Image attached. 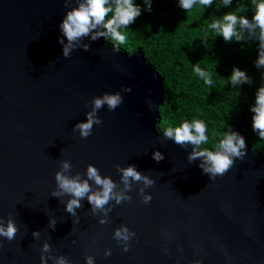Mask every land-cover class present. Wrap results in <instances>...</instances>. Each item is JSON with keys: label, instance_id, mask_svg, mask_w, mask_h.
<instances>
[{"label": "water", "instance_id": "95a60500", "mask_svg": "<svg viewBox=\"0 0 264 264\" xmlns=\"http://www.w3.org/2000/svg\"><path fill=\"white\" fill-rule=\"evenodd\" d=\"M69 10L64 0H0V218L6 224L11 214L18 228L14 240L0 237V264H41L44 242L46 255L66 256L69 264H86L87 256L94 264H264V153L247 137L246 115L233 132L244 137L247 155L210 180L202 159L188 160L194 146L181 148L158 132L163 79L140 49L129 53L109 47L105 36L88 37L81 43L89 51L63 56L59 24ZM116 92L123 103L98 111L102 124L91 136L72 131L87 122L94 97ZM157 151L160 162L152 158ZM61 161L71 163L70 175L83 176L91 164L117 183L115 165H135L155 181L146 189L152 201L142 203L143 185L133 184L131 202L106 206L109 223L92 215L87 198L73 217L65 210L71 197L51 195ZM121 225L136 234L127 252L113 239Z\"/></svg>", "mask_w": 264, "mask_h": 264}, {"label": "clouds", "instance_id": "9594fccd", "mask_svg": "<svg viewBox=\"0 0 264 264\" xmlns=\"http://www.w3.org/2000/svg\"><path fill=\"white\" fill-rule=\"evenodd\" d=\"M225 8L232 4V0H222ZM73 0H64L65 8H70L59 24L62 37H66L67 43L63 38L58 39V43L63 46V56L69 58L76 48H83L85 51L90 50V45L81 43L83 39L90 37L92 41H96L102 36L108 35L114 41L123 43L126 40L125 34L121 29H127L133 24L137 17L141 14V8L134 4V0H75V7H72ZM147 10L151 11V0H145ZM201 5L209 8L213 5V0H179V6L188 11L195 5ZM114 5V7H113ZM253 15L251 20L243 15H237L234 12H228L220 18H213L209 27L218 33L225 42H231L233 39L241 42L245 39V32L249 37H255L259 41L258 59L256 60L257 68H264V0H252ZM111 18L109 17V14ZM102 26L105 31H95ZM258 30V35H257ZM115 52H118L115 51ZM194 72L203 79L204 83L211 86L213 79L211 75L202 69L199 64L193 68ZM233 87L240 84L251 83L250 78L238 68H233L229 77ZM123 92H130V88H122ZM91 111L86 113L87 122H80L75 125L73 132H78L81 139H87L92 135L93 126L102 124V120L98 118V111L105 105L109 111H115L122 103L123 97L120 92L104 93L102 96L94 97L90 102ZM149 110L155 108L151 100L146 101ZM88 106V104L86 105ZM253 114L252 130L258 134L259 138L264 140V86H261L255 93V103L250 108ZM207 128L205 123L199 119H193L191 122L184 121L180 126L167 127L163 131V138L172 140L181 148L187 145L194 146V151L189 155V162L198 158L202 159L199 167L209 179L215 181L217 177H223L230 169L233 168L235 161H242L247 155L246 143L244 137L237 132H226L223 138L216 145L215 150L207 148L201 149V146L208 142L206 134ZM156 162L164 159L159 152H155L152 157ZM117 173L120 174L119 183L115 182L108 176H102L100 170L89 164L86 172L82 176L80 173L70 175L72 165L69 161L60 162V170L55 173L56 190L51 193L52 196L62 198L71 197L66 202L65 210L73 217H76V210L81 208V200L87 198L88 203L92 206V215L102 214L100 220L102 225L109 223V213L112 208L106 207L110 202L115 201L116 205L122 202H131L132 197L128 195L133 191V184H142L137 195L141 197L142 203L150 204L152 196L146 194V189L152 187L155 181L137 171L135 165L121 167L115 165ZM86 176V178H84ZM92 181L96 186L93 188ZM123 185V188H120ZM119 189V190H118ZM190 198V197H189ZM62 202V201H61ZM79 218H76V223ZM55 221H49V227H55ZM18 228L11 214L5 221L0 218V237L6 238L7 241L15 239ZM128 227L121 225L114 231L113 239L123 246V251L129 250V242L135 237ZM34 238L40 239V233L34 232ZM75 243V241H73ZM2 247V245H0ZM51 252V246L48 242H44L41 248V264H47L48 260L52 264H69L66 256L46 255ZM168 249L165 248V254ZM105 257L111 255L110 250H105ZM86 264H94L92 256L85 257ZM195 264H200L196 261Z\"/></svg>", "mask_w": 264, "mask_h": 264}, {"label": "trees", "instance_id": "16d2710c", "mask_svg": "<svg viewBox=\"0 0 264 264\" xmlns=\"http://www.w3.org/2000/svg\"><path fill=\"white\" fill-rule=\"evenodd\" d=\"M134 4L141 8V14L127 29H121L126 40L119 43L105 35V42L129 53L140 49L162 77L165 99L159 108L158 131L163 134L167 127L199 119L205 123L209 138L201 149L215 150L223 134L233 132L246 115L247 137L264 153V140L252 130L250 111L256 91L264 86V68L256 67L259 41L245 32L243 41L225 42L209 27L213 18L228 12L251 20L252 0H232L227 8L222 0H213L209 8L197 4L188 11L179 6V0H151V11L145 0H134ZM196 64L211 75V86L194 72ZM233 68L245 72L251 83L233 87L229 78Z\"/></svg>", "mask_w": 264, "mask_h": 264}, {"label": "rangeland", "instance_id": "374dc122", "mask_svg": "<svg viewBox=\"0 0 264 264\" xmlns=\"http://www.w3.org/2000/svg\"><path fill=\"white\" fill-rule=\"evenodd\" d=\"M157 129H158V126H157ZM159 132V131H158ZM160 133V132H159Z\"/></svg>", "mask_w": 264, "mask_h": 264}]
</instances>
